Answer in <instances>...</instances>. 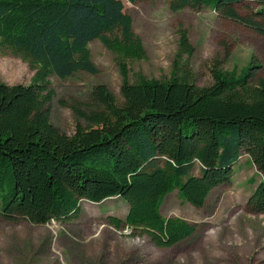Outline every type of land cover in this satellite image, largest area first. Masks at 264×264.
I'll use <instances>...</instances> for the list:
<instances>
[{
    "label": "trees",
    "instance_id": "1",
    "mask_svg": "<svg viewBox=\"0 0 264 264\" xmlns=\"http://www.w3.org/2000/svg\"><path fill=\"white\" fill-rule=\"evenodd\" d=\"M243 1L260 7L244 16L235 7ZM203 6L264 35V0L170 2L175 11ZM179 36L169 78L131 82L128 61L147 55L122 0H0V52L35 69L29 84L0 82L1 217L70 222L80 217L83 200L121 197L129 209L125 220L110 218L114 227L141 229L157 246L172 247L197 224L164 216L168 195L177 191L183 202L204 206L215 188L231 181L243 153L261 175L250 207L264 213L261 65L253 57L240 72L215 67L213 83L199 86L189 62L195 47L185 29ZM94 40L116 54L123 101L95 86L96 109L82 113L87 126L69 136L51 121L50 77L97 73Z\"/></svg>",
    "mask_w": 264,
    "mask_h": 264
},
{
    "label": "rangeland",
    "instance_id": "2",
    "mask_svg": "<svg viewBox=\"0 0 264 264\" xmlns=\"http://www.w3.org/2000/svg\"><path fill=\"white\" fill-rule=\"evenodd\" d=\"M122 1L147 55L128 61L131 82L142 76L159 80L171 76L180 29L188 32L195 47L189 62L197 85L213 83V68L240 72L253 57L261 65L259 76H264V35L256 30L204 6L175 11L171 0ZM235 7L249 16L260 6L243 1ZM89 47L97 73L50 77L54 90L47 105L51 121L69 136L78 125L87 126L82 113L96 109L95 86H106L123 101V77L116 54L100 40L92 41ZM34 75L29 62L0 52V82L29 84ZM195 173H200L199 166ZM260 179L257 166L243 153L231 181L215 188L204 206L183 202L177 191L170 193L163 215L182 217L197 224V229L168 248L157 246L141 229L125 224L117 229L111 224V217L125 220L127 216L129 205L121 197L100 203L83 200L80 217L70 222L54 220L37 225L24 218L0 216V264H264V213L253 212L249 204Z\"/></svg>",
    "mask_w": 264,
    "mask_h": 264
}]
</instances>
